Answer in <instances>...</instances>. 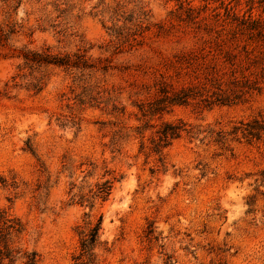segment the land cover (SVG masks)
<instances>
[{
  "label": "rangeland",
  "instance_id": "rangeland-1",
  "mask_svg": "<svg viewBox=\"0 0 264 264\" xmlns=\"http://www.w3.org/2000/svg\"><path fill=\"white\" fill-rule=\"evenodd\" d=\"M188 14L215 28L264 22V0H0V214L19 223L0 240L5 264H264V136L229 134L264 119V88L174 106L154 127L136 106L161 59L204 32ZM33 51L92 66L25 63ZM163 121L190 132L162 166L139 146ZM99 221L94 258L78 259Z\"/></svg>",
  "mask_w": 264,
  "mask_h": 264
},
{
  "label": "trees",
  "instance_id": "trees-1",
  "mask_svg": "<svg viewBox=\"0 0 264 264\" xmlns=\"http://www.w3.org/2000/svg\"><path fill=\"white\" fill-rule=\"evenodd\" d=\"M187 17L196 24V28L202 26L204 32L199 35L195 33V40L191 44L161 59L151 85L145 87L147 98L136 105L141 117H149L143 125L145 127H154L149 124L151 117L174 106L194 105L208 109L214 105H232L243 102L250 94L264 88V22L233 18L236 21L234 26L232 21L229 27L224 22H217L216 27L219 28H215L205 19L195 20L198 17L196 15L188 14ZM117 35H121L120 32ZM22 58L25 63L37 65L80 69L92 66L83 54L60 55L33 51L23 53ZM136 128L140 134V127ZM182 132H190L183 122L163 121L155 129L154 137L149 138L148 145L140 143V151L157 155L158 162L163 166L162 150ZM229 134L259 140L264 136V119L254 118L241 123L234 126ZM229 134L218 131L215 141L224 143ZM258 175L255 181L264 184V169ZM104 184L98 188L102 194H106L107 190ZM0 219L3 223L0 226V240L5 244L10 230L18 231L19 223L1 214ZM99 229L100 221L85 234L80 243L78 259L94 258L92 250L98 242ZM151 232L152 229H149ZM3 254L0 264H5L3 257L8 258L10 255L7 249ZM34 262V256L27 260V264Z\"/></svg>",
  "mask_w": 264,
  "mask_h": 264
}]
</instances>
